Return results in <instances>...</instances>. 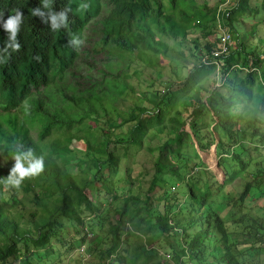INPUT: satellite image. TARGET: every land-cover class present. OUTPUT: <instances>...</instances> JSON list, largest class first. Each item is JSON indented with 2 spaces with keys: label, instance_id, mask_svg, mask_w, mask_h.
<instances>
[{
  "label": "trees",
  "instance_id": "obj_1",
  "mask_svg": "<svg viewBox=\"0 0 264 264\" xmlns=\"http://www.w3.org/2000/svg\"><path fill=\"white\" fill-rule=\"evenodd\" d=\"M221 1L0 0L5 17L16 9L24 15L20 48L9 49L0 63V264L9 258L51 264L76 239L89 248L82 264H173L158 248L174 264H264L262 206L246 203L259 189L255 177L264 178V151H258L264 150V0H230L227 8ZM45 2L67 10V27L52 30L50 21L31 15ZM188 18L200 30L211 22L209 34L188 41L170 24ZM216 23L233 44L215 55L221 37ZM72 37L82 43L74 48ZM6 39L0 28V48ZM91 41L95 54H83ZM68 54L71 61L53 81V61ZM144 61L158 77L156 100L129 106L116 118L117 102L130 92L119 77ZM186 124L196 144L185 141ZM247 144L258 153L246 160ZM212 146L221 180L201 156ZM28 148L43 156V170L19 187L5 184L13 151ZM141 150L146 159L136 162ZM146 161L157 167L148 192L162 188L141 196L132 185L120 194L118 180L128 181L132 165ZM161 173L169 187L162 186ZM84 212L89 222L112 217V224L83 230ZM59 215L78 237L48 245L52 238L62 242ZM88 234L97 240L89 242ZM28 242L32 249L18 253Z\"/></svg>",
  "mask_w": 264,
  "mask_h": 264
},
{
  "label": "rangeland",
  "instance_id": "obj_2",
  "mask_svg": "<svg viewBox=\"0 0 264 264\" xmlns=\"http://www.w3.org/2000/svg\"><path fill=\"white\" fill-rule=\"evenodd\" d=\"M204 1H207L208 6H213L218 0H197V2L199 3H203ZM230 0H222L221 3H223L221 6L222 8L225 7L227 8L229 5L227 2H229ZM170 24L181 34H183L184 36H186L188 38V41L190 40H195L196 37H198V34L200 32L204 33V34H209V30L210 28V24L211 22L207 23V28H203L200 30L198 23L195 21L194 18H188L185 19L184 21L181 22H175L174 20L170 22ZM218 25V23H216ZM90 28V27H89ZM201 35V33H200ZM243 38H245L242 35ZM209 38H211L209 36ZM215 38V37H214ZM213 38V39H214ZM93 41V40H92ZM88 42L85 43L84 45V53L89 54V55H94L95 53L92 52L93 50V42ZM235 46V45H234ZM185 52H187L186 47H184ZM82 54V55H83ZM128 58V57H125ZM180 55H176V60L178 61L180 59ZM71 61V57L70 54L65 55V56H60L57 59H55L53 61V65L51 66V77L54 78L53 81H58L59 77L61 78V74L66 66L67 63H69ZM144 66L141 67H134V64L132 65V67L127 71L125 70V74H123L124 76H122L121 78L119 77V79L124 82L128 89L130 90V92L128 93L127 98L120 100L117 102V107L114 108L113 110V115L117 118L118 114L124 112L129 106H134V104H149V103H153L156 100V94L154 93L153 89L154 86H158V80L156 78V75L153 74L152 72L155 70L154 67H152L151 65L148 64V61H144L143 63ZM161 78H164L161 77ZM216 86H221L220 83H216ZM115 118V119H116ZM204 121L206 123H211L209 117L206 115L204 117ZM203 121V122H204ZM185 132L188 133V135H186L185 141L188 143V145H191V140L192 142H195V144L197 143L196 138L193 136V132L191 131V129L189 128V126L186 124L185 125ZM208 133V132H207ZM194 137V138H193ZM193 138V139H192ZM152 146H157V141H153ZM255 145V143H254ZM247 158L244 157V159H248L250 156L254 157L257 155V151H255L253 149V144H247ZM130 152H134L136 149V147L131 146L130 147ZM122 148L118 147V148H114V151L117 155L122 153ZM259 152H263L264 150L261 148L260 150H258ZM75 152L76 154H81L84 153L83 151V146L81 144L76 145L75 147ZM138 153V159L136 160V162H140V161H144L146 159L145 156V150H141ZM201 156L202 159L204 160V162L206 163L208 169H210L213 173L216 174L217 179L221 180V176H222V172L220 170V168L217 165V159L218 156L216 154L215 148L214 146L210 147L207 150H203L201 151ZM241 157V155H240ZM155 158H153L154 160ZM197 160V159H196ZM171 163L174 164V160H171ZM156 164L154 163V161H146L144 166H140L139 163L137 164H133L132 165V170L130 172L131 177H125L128 178V181H124V180H118V184H119V192L120 194L124 193L127 191V189L129 187H133L136 188V192H140L141 196L143 195V193H149V194H153L154 192H156L157 190H159V188L162 187H157L155 186L154 189L150 190V192H148V184L149 181L152 177V175L156 172ZM158 168L160 169V171H163L164 169V164H161L158 166ZM158 171V169H157ZM159 172V171H158ZM125 173V172H124ZM160 173V172H159ZM166 174H159V178L161 181V184L163 187H169V184H164L163 180L165 179ZM183 177V176H182ZM177 181L180 180L181 176L179 177H174ZM221 182V181H220ZM253 184H255L259 189L258 191L256 189L253 190V192H255L256 194L250 198L247 199V205L248 206H255L257 204L262 206V211L261 214L264 216V178H259L258 176L255 177V179L252 182ZM235 185H238V179H235ZM258 192V193H257ZM98 198L97 192H94L92 195V200L96 201V199ZM72 214V212H67L66 215L70 216ZM180 219V221H183L184 218L186 217V214L182 212H180L177 215ZM83 223L82 225L79 224V228L81 229H87L88 226L94 228L95 231L99 230V226L103 225L104 226H109L112 224V217L111 218H107L106 220H99V221H94V222H89L90 216L88 212H84L83 214ZM57 219L59 221H62L63 226H61L59 228V231L57 233L58 237H62V242L59 241H55L54 238L50 239V242L48 245H52V246H62V244L64 242H69L71 241V237L76 235V238L78 237L76 232H75V226L70 222V221H66L64 216L59 215L57 217ZM124 226H127V224H125ZM92 235V234H88L87 238L89 242H92L93 240H97V236ZM20 250L18 251V253L22 252L25 250V248H27V250H31L33 245L31 243H27V245H24L23 243L19 244ZM124 252H126V249H123ZM40 253L44 252V248L41 247L39 249ZM65 256H63V254H65ZM88 254H89V248L87 246V244H83V242H81L80 240L76 239L72 242V246H70L68 249H61L60 251L57 252V258H51L49 260V262L51 264H82L81 260H84L86 258H88ZM159 255H162L166 258H168V260L170 262H173L172 258H170L168 256V253L164 250H161L158 248V253ZM186 257H181L180 258V262L182 263L185 260ZM154 261L156 259H153ZM163 260V259H162ZM34 262V261H33ZM109 262H112V259L109 260ZM5 264H29L27 259H11L9 258L7 260V262Z\"/></svg>",
  "mask_w": 264,
  "mask_h": 264
},
{
  "label": "clouds",
  "instance_id": "obj_3",
  "mask_svg": "<svg viewBox=\"0 0 264 264\" xmlns=\"http://www.w3.org/2000/svg\"><path fill=\"white\" fill-rule=\"evenodd\" d=\"M47 9V17H45V11ZM31 15L38 16L42 21H50V29L57 30L63 25L67 27L68 24V12L54 11L48 3L43 4V8L35 7L32 9ZM23 13L20 9H16L13 14L6 17L0 12V28H2L7 36V39L3 41L4 47L0 48V63L7 60L9 49L17 51L20 48V44L17 41V33L20 29V25L23 21ZM82 41L78 37H72L69 40V44L74 48L79 46ZM13 164L8 170V173L3 178V182L12 187H19L22 181L26 177L35 176L43 170L44 158L43 156H35L33 150L28 148L25 151L15 150L11 156ZM223 174L221 176V179Z\"/></svg>",
  "mask_w": 264,
  "mask_h": 264
},
{
  "label": "built area",
  "instance_id": "obj_4",
  "mask_svg": "<svg viewBox=\"0 0 264 264\" xmlns=\"http://www.w3.org/2000/svg\"><path fill=\"white\" fill-rule=\"evenodd\" d=\"M219 26V25H218ZM220 30H221V37H220V40H219V48L220 50H218L216 54L218 53H226L228 52L229 50V45H232L233 44V41L232 39H230V35L228 33V31L222 27H220Z\"/></svg>",
  "mask_w": 264,
  "mask_h": 264
}]
</instances>
